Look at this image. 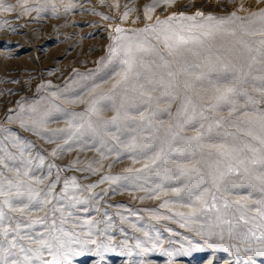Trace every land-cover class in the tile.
<instances>
[{
	"label": "rangeland",
	"instance_id": "1",
	"mask_svg": "<svg viewBox=\"0 0 264 264\" xmlns=\"http://www.w3.org/2000/svg\"><path fill=\"white\" fill-rule=\"evenodd\" d=\"M151 2L27 0V7L33 10L25 14L17 0H7L17 7L13 12L0 11V156L8 152L17 158L7 160L8 167L0 165V171L14 182L16 168L21 173L29 171L27 177H20L24 181L20 189L24 196L13 200L17 207L27 203L29 186L39 190L54 181L56 194H61L65 190L64 182L75 178L81 187L73 188L69 184V195H76L85 203L68 209L72 217L79 218L80 222L104 220L113 225L105 235L96 237L98 241L109 236L113 238V244L127 241L129 246H134L137 239L144 241L143 233L136 231L132 224L153 237L148 247L155 237L160 238L161 247L146 257L135 254L129 257L117 249L104 254L103 264H139L140 261L144 264H246L243 255L236 256L235 249L224 251L225 246L237 243L229 240L227 235L222 242L213 237L215 246L210 248L195 231L181 228L180 218L174 213H187L190 209L183 207V201L171 191H164L182 186L184 177L177 180L171 176V171L177 165L191 168L200 160V153L193 155L190 147L173 142L172 151L166 157L156 165L151 163L161 146L167 148L166 141L170 140L168 126L175 123L177 110L188 99L192 100L189 109L195 107L197 113L202 110L204 117L196 115L182 135L195 136L197 130H202L201 124L207 129L211 123L212 130L207 132L205 139L212 143L220 139L217 132L235 131L229 125H215L211 117L219 115L225 120L240 121L244 119L240 110L230 115V107L221 104L209 111V106L216 103L215 89L231 84L233 70L225 68L222 61H217L215 55L206 51L199 57L190 55L186 68L173 64L179 75L173 79V87L167 89L169 94L162 95L163 90L154 91L153 99L148 100L141 97L139 84L118 85L120 66L102 60L107 57L117 26L139 29L150 23L139 17L143 16L144 5ZM220 2L177 0L175 6L158 7L152 15L164 19L178 11L186 15L201 11L218 17L232 12L247 16L264 9V0H226L227 7H221ZM69 3L72 7L66 9ZM125 5L134 9L126 20L122 18L127 10ZM37 8L42 10L35 11ZM232 41L230 36L216 37L211 41L213 53L223 52ZM260 86L259 79L246 85L249 90ZM253 95L259 99L258 93ZM33 106L37 108L36 113L31 111ZM92 108H95L94 112ZM244 110L259 113L264 111V103ZM44 113L47 114L44 127L38 133L28 130L30 118ZM113 117H116L115 123ZM13 138L25 146L24 159H32L27 169L21 162L19 151L11 147ZM57 145H62L64 150L53 156ZM39 157H43V163ZM89 164L99 171L87 170ZM145 164L150 165L149 169L144 168ZM49 165L54 166L50 168ZM105 176L120 179L101 183ZM92 184L96 187L88 191L87 187ZM158 184H162L164 190L156 188ZM249 191L251 188L247 186L234 189L236 195H246ZM3 199L0 197V206ZM165 201L169 202L168 207L161 208ZM29 211L33 217L44 214L35 207H30ZM152 213L171 216L172 219L157 221L152 218ZM10 215L24 218L19 212ZM121 217H127V222L121 224ZM97 227L103 229L106 224ZM43 230L42 225H36L29 231ZM189 243L198 245L199 250L175 257L165 254L180 249L181 245L188 248ZM249 257L254 264H264V255L249 253ZM96 262L97 257L93 254L74 258V264Z\"/></svg>",
	"mask_w": 264,
	"mask_h": 264
},
{
	"label": "snow or ice",
	"instance_id": "2",
	"mask_svg": "<svg viewBox=\"0 0 264 264\" xmlns=\"http://www.w3.org/2000/svg\"><path fill=\"white\" fill-rule=\"evenodd\" d=\"M176 2L177 0H152L144 5L143 16L139 18L150 23L143 28L125 29L117 26L112 43L108 46L107 57L102 60L106 59L120 66L118 85L131 82L139 84L141 97H147L148 100L153 99L154 91L163 90L162 95L169 94L167 89L173 87L172 81L179 75L173 64H181L186 68L190 55L199 57L206 51L215 55L217 61H222L225 68L233 70L231 84L223 89H215L216 103L209 106V111H214L221 104L230 107V115L240 110L244 117L240 121L225 120L219 115L211 117L215 125H229L230 128H235V131L229 129L223 133L217 132L220 139L212 143L206 142L205 139L207 132L212 130L211 123L207 129L201 124L202 130H197L195 136L182 135L185 127L191 124L196 115L204 117L202 110L197 113L195 107L189 109L188 105L192 104V100L188 99L177 110L175 123L168 126L170 140L166 141L167 148L161 146L159 152L151 158V163L156 165L166 157L168 152L172 151L173 142L190 147L193 155L200 153V160L191 168L177 165L176 169L171 171V176L177 180L184 177L181 187L164 190L163 185L158 184L156 188L166 193L171 191L183 201V207L190 209L187 213H174L180 218L181 228L195 231L196 235L205 239L210 248L215 246L213 237L222 242L227 235L229 240L237 243L225 246L224 251L235 249L238 258L243 255L246 264H254L249 253L264 255V111L257 113L244 109L264 103V9L247 16L232 12L227 16L218 17L213 14L205 15L201 11L186 15L183 11H178L164 19L153 17L152 13L158 7H172ZM17 3L25 14L33 10L27 7V0H17ZM220 6L227 7L226 0H221ZM16 7L17 5L7 3V0H0L2 12H13ZM65 7L71 8L72 5L69 3ZM125 8L127 10L122 18L126 20L134 9L128 8L127 5ZM218 36H230L233 41L223 52L213 53L211 41ZM252 37L259 39L253 40ZM256 79L261 81V86L249 90L246 85H251ZM253 93H258L259 99ZM31 111L36 113L37 108L33 106ZM91 111L94 112L95 108ZM46 115L44 113L31 117L28 130L38 133L44 127ZM115 121L116 117H113L112 122ZM22 126H25L23 121ZM68 139H71V136ZM67 143L66 140L65 144ZM11 147L19 151L21 162L27 169L32 159H24L25 146L17 138H13ZM63 150L62 145H57L52 155L56 156ZM16 158L14 153L5 152L0 156V165L8 167L6 161ZM39 160L43 163V157H39ZM53 166L49 165L50 168ZM149 167V164L144 165L145 169ZM87 170L99 171L93 169L91 164ZM15 172L17 179L14 182L0 171V197L4 198L0 206V264H74L75 257L87 254L97 257L96 264H103L104 254L115 252L117 249H120V254L129 257L134 254L146 257L161 247L159 236L155 237L151 247H148L147 244L153 237L143 228H137L135 224L131 226L142 232L146 239H137L134 246H129L127 241L113 244V238L110 236L106 240L98 241L96 237L105 235L113 225L104 220L89 219L80 222L79 218L72 217V212L68 209L85 203L76 195H69V184L73 188L81 187L75 178L64 182L65 190L61 194H56L54 181L39 190L29 186L27 203L17 207L13 200L24 196V192L20 191L24 181L20 177H27L29 171L21 173L19 168H16ZM109 179L115 182L120 177L105 176L100 182ZM245 186L251 188L246 195L234 193V189ZM95 187V184L89 185L87 190L91 191ZM13 189L16 191L13 192ZM168 203L165 201L160 207L167 208ZM30 207L43 212V216L33 217L29 211ZM14 212H19L24 218L10 215ZM152 218L157 221L172 219L171 216L156 213H152ZM125 222L127 217H121V224ZM102 223L106 224V227L98 229L97 226ZM36 225H42L44 230L29 231ZM192 225L198 226L192 228ZM194 250H199V246L189 243L188 248L181 245L180 249L174 252L166 251L165 254L175 257L187 255ZM139 264L144 262L140 261Z\"/></svg>",
	"mask_w": 264,
	"mask_h": 264
}]
</instances>
